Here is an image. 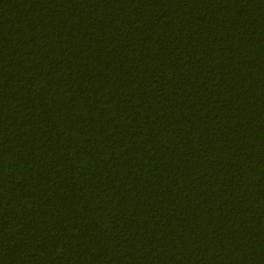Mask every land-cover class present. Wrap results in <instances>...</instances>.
Returning a JSON list of instances; mask_svg holds the SVG:
<instances>
[{
	"label": "trees",
	"instance_id": "trees-1",
	"mask_svg": "<svg viewBox=\"0 0 264 264\" xmlns=\"http://www.w3.org/2000/svg\"><path fill=\"white\" fill-rule=\"evenodd\" d=\"M0 264H264V0H0Z\"/></svg>",
	"mask_w": 264,
	"mask_h": 264
}]
</instances>
